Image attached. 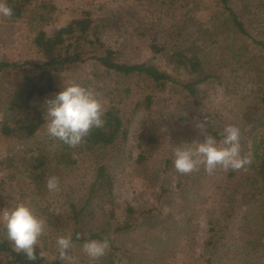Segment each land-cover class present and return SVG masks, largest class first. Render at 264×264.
Returning <instances> with one entry per match:
<instances>
[{
  "label": "rangeland",
  "instance_id": "rangeland-1",
  "mask_svg": "<svg viewBox=\"0 0 264 264\" xmlns=\"http://www.w3.org/2000/svg\"><path fill=\"white\" fill-rule=\"evenodd\" d=\"M172 1L31 0L21 18L0 16V63L5 64L0 66V214L17 202L30 205L45 221L37 246L48 259L264 264V192H258L253 156L254 146L264 142V0H231L247 34L233 31L214 0H189L192 11L183 0ZM86 10L104 43L97 54L110 49L116 61L154 64L173 81L159 89L87 59L53 73L55 90L30 99L43 123L27 137L7 120L11 113L5 109L19 99L24 75L36 74L34 64L43 61L33 38L39 29L51 34ZM191 17L216 35L203 40ZM151 42L163 45L166 54H153ZM193 44L204 48L199 57L210 75L196 83L195 74L165 58ZM70 83L91 89L105 108H118L125 134L105 146L68 149L48 135L45 102ZM228 124L240 129L241 155L250 161L246 170L217 166L209 174L203 164L188 174L175 170L174 148L194 145L205 135L219 141ZM61 155L66 163L58 160ZM100 165L111 177V193L94 183ZM49 175L59 178V191L47 190ZM59 236L71 237L63 256ZM0 239H7L2 226ZM90 239L107 240L110 247L93 259L82 248Z\"/></svg>",
  "mask_w": 264,
  "mask_h": 264
},
{
  "label": "trees",
  "instance_id": "trees-1",
  "mask_svg": "<svg viewBox=\"0 0 264 264\" xmlns=\"http://www.w3.org/2000/svg\"><path fill=\"white\" fill-rule=\"evenodd\" d=\"M30 1L31 0H6V4L13 12V15L8 18L11 20L21 18L25 10V4ZM168 1L170 4L173 3L172 0ZM183 1L184 7L188 11H192L193 6L189 7V0ZM214 1L216 4L221 5L224 12L223 16L225 20L231 23L234 32L240 34L248 33L244 26V22L239 18L238 13L230 6L231 0ZM39 18L42 20L45 19L43 15H39ZM189 20L191 23L197 24L193 22V17ZM196 27L199 30V34L204 35L203 40L205 41L210 37H214L217 33L216 30L203 28L202 25L199 24H197ZM96 32V25L93 23L90 12L87 10L79 17L72 18L65 25L58 27L51 34H48L43 29H39L36 32L33 43L41 53L43 61L40 64H34V67L38 69L36 74L24 75L22 84H20L16 93L19 99L17 101H12L5 109L11 113L7 120L15 124L18 131L23 129L25 131V136L30 137L35 133L39 125L43 123L38 110L32 104H29V101L33 96H42L55 90L53 73L62 72L87 59H96L108 69L121 73L124 76H131L138 80L148 81L159 89L164 87L166 81H173L172 76L168 72L160 70L154 64L146 62L125 63L116 61L112 58L113 51L110 49H107L105 56L97 54L96 49L103 47L104 43ZM149 48L153 54H166L164 46L155 42H151ZM203 49L193 44L184 49H174L171 53L167 54L165 58L172 63L173 67H182L189 74H195L196 78L192 83L202 82L210 76L205 72L199 57ZM3 65L5 64L0 63V66ZM182 84L190 89V83L182 82ZM146 99H150V96H147ZM105 109L103 126L90 129L82 142L76 145L77 147L91 148L95 146H105L112 143L118 135L125 134L124 129H122L123 124L119 115V109L114 105H110ZM57 141L62 143L63 148H70V146L63 141L59 139H57ZM259 149H261V153L258 152ZM253 156L254 159L258 161L256 165V176L260 178L258 192L263 193L264 142H260V146H254ZM58 160L62 163L67 162L63 155H61ZM94 183L97 184V186H106V192L111 193V177L105 172L103 165L97 168ZM92 237L97 236L92 235ZM35 255L36 259L30 261L22 251H16L7 239H0V264H62L57 258L48 259L41 255L38 246L35 247Z\"/></svg>",
  "mask_w": 264,
  "mask_h": 264
},
{
  "label": "clouds",
  "instance_id": "clouds-1",
  "mask_svg": "<svg viewBox=\"0 0 264 264\" xmlns=\"http://www.w3.org/2000/svg\"><path fill=\"white\" fill-rule=\"evenodd\" d=\"M12 9L5 0H0V16L11 17ZM45 115L48 135L63 141L70 147L80 144L92 128L104 124L105 107L91 89L78 84L64 85L53 97L46 100ZM200 128L203 124L198 125ZM173 167L181 174L191 173L201 164L209 174L217 166L228 170H246L250 161L241 155L240 129L233 124L225 125L221 139L205 135L202 141L181 145L173 150ZM51 193L60 190L59 178L49 175L45 184ZM0 226L8 240L18 252H23L28 260H35V247L44 233L45 221L38 217L32 207L24 202H17L9 210L0 214ZM61 256L71 245L70 236H59L56 240ZM107 240H86L83 251L95 259L103 256L109 249Z\"/></svg>",
  "mask_w": 264,
  "mask_h": 264
}]
</instances>
